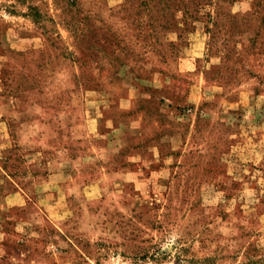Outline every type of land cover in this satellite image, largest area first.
<instances>
[{"label":"rangeland","instance_id":"obj_1","mask_svg":"<svg viewBox=\"0 0 264 264\" xmlns=\"http://www.w3.org/2000/svg\"><path fill=\"white\" fill-rule=\"evenodd\" d=\"M0 264H264V0H0Z\"/></svg>","mask_w":264,"mask_h":264}]
</instances>
